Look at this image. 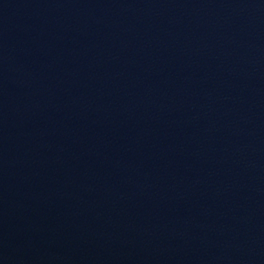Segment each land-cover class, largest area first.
Masks as SVG:
<instances>
[{
  "label": "water",
  "instance_id": "obj_1",
  "mask_svg": "<svg viewBox=\"0 0 264 264\" xmlns=\"http://www.w3.org/2000/svg\"><path fill=\"white\" fill-rule=\"evenodd\" d=\"M0 264H264V0H0Z\"/></svg>",
  "mask_w": 264,
  "mask_h": 264
}]
</instances>
